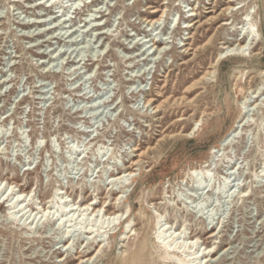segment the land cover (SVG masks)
I'll list each match as a JSON object with an SVG mask.
<instances>
[{
  "label": "rangeland",
  "instance_id": "obj_1",
  "mask_svg": "<svg viewBox=\"0 0 264 264\" xmlns=\"http://www.w3.org/2000/svg\"><path fill=\"white\" fill-rule=\"evenodd\" d=\"M76 263L264 264V0H0V264Z\"/></svg>",
  "mask_w": 264,
  "mask_h": 264
},
{
  "label": "bare ground",
  "instance_id": "obj_2",
  "mask_svg": "<svg viewBox=\"0 0 264 264\" xmlns=\"http://www.w3.org/2000/svg\"><path fill=\"white\" fill-rule=\"evenodd\" d=\"M234 0H227V3H231V2H233ZM234 5H228L225 9H224V11L227 13V11H229L230 10V12L231 11H233L235 8L233 7ZM192 10H193V8H192ZM158 10L157 9H154L153 11H152V13H155V12H157ZM164 11L165 10H163L162 11V13H161V15L159 16V17H157V18H152V19H150V20H148L147 22L148 23H150V24H152V25H155L157 22H159V20L162 18V16H163V14H164ZM210 11V10H209ZM193 15V14H192ZM195 15H197V14H195ZM42 21V20H41ZM192 22L194 21V20H191ZM242 21H245V20H242ZM38 22V21H37ZM39 23V22H38ZM98 23V22H97ZM196 23V22H195ZM228 23V22H227ZM224 24H226V23H224ZM190 25V27L192 26V25H194L193 23H190V24H188V26ZM249 36V31H247V37ZM247 40V39H246ZM155 46V45H154ZM245 46H246V43L245 42H243V43H241L240 41L239 42H235V43H232V44H229V46H224L223 47V53L225 54V55H227V54H240V53H242V52H244L245 51ZM188 47V46H187ZM188 49V48H187ZM224 50H225V52H224ZM186 51V50H185ZM222 53V52H221ZM223 53L221 54V55H223ZM209 72H207L206 71V73L205 74H203L199 79H196L195 81H193L192 82V84H190L189 86H188V88L185 90L186 92L187 91H189L191 88H193L202 78L204 79V77L208 74ZM257 100V99H256ZM152 103H153V100H147V102H146V104H149V105H152ZM154 109H155V112L156 111H158V109L160 108V105L158 104V105H156L155 107H153ZM141 155H143V152L142 153H139V154H136V157H137V159H131V164L130 165H127L126 167H125V170L124 171H122L121 173H117L116 175H113L112 176V180H111V182L112 183H114V182H116V181H118V182H122L123 183V179H124V177L126 176V177H128V176H130V175H132V173H131V171H129V168H131V166L132 165H136V164H138L139 162H140V157H141ZM119 172V171H118ZM125 177V178H126ZM13 191V190H12ZM29 193V192H28ZM14 194H16V193H14ZM20 194H23V193H20ZM14 197V196H13ZM20 197H21V195H18L17 196V198H16V202H17V205H19L18 203L19 202H22V201H24L25 199H20ZM8 198V197H7ZM6 198V199H7ZM5 199V200H6ZM9 200H11V199H9ZM8 200V201H9ZM7 201V202H8ZM15 202V201H14ZM48 202H49V200H48ZM4 204V203H3ZM6 204V203H5ZM8 204V203H7ZM11 204L9 203V206H10ZM15 205H16V203H15ZM16 205V206H17ZM81 205V204H80ZM91 205H93V207L91 208L92 209V212L94 211H97V206H96V203H94L93 201L91 202ZM5 206V205H4ZM86 206V205H85ZM7 207V206H6ZM80 207V206H79ZM10 208V207H9ZM86 209H88V207L86 208ZM85 209V210H86ZM118 212H114V213H111L109 216H108V219L110 218V217H112L113 219L116 217V216H118ZM121 218H122V215H120V217L118 218L117 217V219L120 221L121 220ZM125 222V220H123L122 222H120V225L122 224V223H124ZM89 233H91V232H89ZM101 246V245H100ZM210 248V247H209ZM211 252V250H209L207 253H206V255L204 254V256H205V258H207V256L209 255V253ZM91 259V257L89 256L88 258H86V261H89ZM83 262V260H81L80 261V263H82ZM76 264H78V263H76Z\"/></svg>",
  "mask_w": 264,
  "mask_h": 264
}]
</instances>
